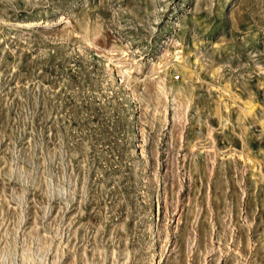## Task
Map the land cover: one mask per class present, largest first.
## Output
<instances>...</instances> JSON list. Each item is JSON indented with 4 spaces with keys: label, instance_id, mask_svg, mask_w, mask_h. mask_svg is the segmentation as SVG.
Listing matches in <instances>:
<instances>
[{
    "label": "rangeland",
    "instance_id": "1",
    "mask_svg": "<svg viewBox=\"0 0 264 264\" xmlns=\"http://www.w3.org/2000/svg\"><path fill=\"white\" fill-rule=\"evenodd\" d=\"M0 264H264V0H0Z\"/></svg>",
    "mask_w": 264,
    "mask_h": 264
}]
</instances>
